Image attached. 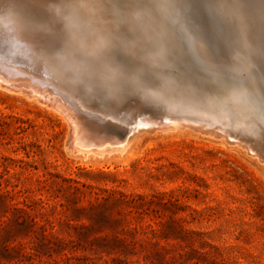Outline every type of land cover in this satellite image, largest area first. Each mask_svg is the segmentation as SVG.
Here are the masks:
<instances>
[{
    "label": "rangeland",
    "instance_id": "374dc122",
    "mask_svg": "<svg viewBox=\"0 0 264 264\" xmlns=\"http://www.w3.org/2000/svg\"><path fill=\"white\" fill-rule=\"evenodd\" d=\"M10 1L18 10L40 11L49 19L64 15V25L72 22L68 0ZM133 1L153 26L156 10L164 12L163 3L171 2ZM244 1L238 0L243 5L238 13L231 10L244 17L249 31L256 29L264 37V30L254 24L264 12V0ZM178 2L188 7L170 14L186 15L215 47L238 31L235 19L220 15L236 0ZM163 18V27L175 30L166 14ZM258 58L254 68L264 76V58ZM13 63L8 49L0 47V77L26 81L59 98L78 116L86 135L72 141L73 126L55 105L0 85V264H264V161L258 156L201 130L163 131L170 125L159 123L141 128L147 134L129 152H115L121 148V128L130 127L126 121L110 120L116 128L101 116L82 115L45 70ZM241 102L226 99L212 106L206 101L202 107L221 106L247 120L252 116L236 112ZM158 113L159 119L183 115L165 109ZM141 117L136 115L135 122L142 124ZM103 137L106 149L100 143ZM243 140L249 145L253 138L247 133ZM78 146L105 153L87 156L75 150H83Z\"/></svg>",
    "mask_w": 264,
    "mask_h": 264
},
{
    "label": "bare ground",
    "instance_id": "6f19581e",
    "mask_svg": "<svg viewBox=\"0 0 264 264\" xmlns=\"http://www.w3.org/2000/svg\"><path fill=\"white\" fill-rule=\"evenodd\" d=\"M122 1L120 5L117 0H68L65 6H68L72 16V22L70 20L68 25H64L61 20L64 15L56 14L51 20L40 14V11H22L11 4L10 0L3 4L0 1V47L8 49L13 64L19 61L28 63L29 66H25L27 69L39 72L41 69L45 70L44 74L64 91L63 97L82 115L101 116L108 122L107 126L115 125H111L110 120L123 119L127 125L133 127L131 136L132 128L129 127L128 130L129 128L119 127L124 132L118 136L123 135L122 139L126 140L124 142L119 137L123 145L120 144L118 151L113 148L115 152H129L147 134L141 128H150L159 123L163 126L170 125L171 128L163 131L179 128L201 130V133L225 139V143L245 147L264 161V83L260 79L264 82V76L262 72L257 74L254 68L257 58H264V37H260L256 29L249 31L244 17L225 4L228 6L223 10L225 14L219 10L223 16L221 18L235 19L237 32L226 35V40L215 47L216 45L206 41L195 24L190 23L198 30L199 38L182 41L177 37V27L175 30L163 27L164 14L169 17L172 25L177 26L179 23L178 15L170 14L172 10L167 7V3L161 4L164 12L156 10L153 26L145 22L148 14L141 12L140 4H132L133 0ZM150 9L152 10L151 7ZM254 24L264 30V12ZM191 60L203 72V75L195 79H188L184 75V69ZM0 85L15 93L33 97L36 101L40 98L42 102L49 103V106L55 105L56 110L65 114L73 126V136L70 137L72 141L85 137V131L81 130L79 121L76 120L78 116L70 114L59 98L57 100L54 95L46 94L45 91L44 95L26 81L14 77H0ZM188 85L189 88L186 89ZM79 87L85 92L81 93ZM226 99L241 100L236 112L246 118L252 117L242 120L232 110L221 106L216 110L202 107L203 102L207 101L216 106ZM162 109L182 113L183 115L175 119L185 125L176 123L174 117V120L172 117L164 119L163 116V119H159L158 112ZM127 110L131 112L128 113ZM138 113L142 114L139 118L142 124L135 122ZM115 127L118 128L117 125ZM97 128L99 125L95 129ZM138 128L141 129L140 132ZM102 132L107 133L104 130ZM247 133L253 138L249 145H246L247 142L243 143V137ZM104 139L105 137L101 138L100 143L104 141L102 144L106 145ZM112 141L110 142L113 144ZM80 148L83 150H75L87 156L105 153L102 147L100 149L103 152ZM108 150L106 151L113 153L112 149Z\"/></svg>",
    "mask_w": 264,
    "mask_h": 264
},
{
    "label": "snow or ice",
    "instance_id": "6c2138e0",
    "mask_svg": "<svg viewBox=\"0 0 264 264\" xmlns=\"http://www.w3.org/2000/svg\"><path fill=\"white\" fill-rule=\"evenodd\" d=\"M167 7L170 8L171 10H178V9L182 10V9H186L188 6L179 3L178 0H171V2L167 5ZM218 7H224V6L220 5ZM242 7L243 5L240 4L238 0H236V2L231 4V8H233L237 13ZM178 20L179 23L176 28L178 39L183 41L185 39L192 40L199 38L198 30L194 26H192L190 22H188L187 17L181 18L178 16ZM184 75L188 79H195L197 76L203 75V72L201 68L198 66V64L194 60H191L188 62L187 66L184 69Z\"/></svg>",
    "mask_w": 264,
    "mask_h": 264
},
{
    "label": "water",
    "instance_id": "95a60500",
    "mask_svg": "<svg viewBox=\"0 0 264 264\" xmlns=\"http://www.w3.org/2000/svg\"><path fill=\"white\" fill-rule=\"evenodd\" d=\"M28 63H26L25 65H27ZM27 66H29V65H27ZM42 70V69H41ZM80 111H81V109H80ZM86 114V113H85ZM89 117H91V118H95L92 114L91 115H88Z\"/></svg>",
    "mask_w": 264,
    "mask_h": 264
}]
</instances>
